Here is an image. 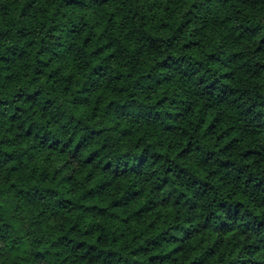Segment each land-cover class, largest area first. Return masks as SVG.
Returning <instances> with one entry per match:
<instances>
[{
  "label": "clouds",
  "instance_id": "1",
  "mask_svg": "<svg viewBox=\"0 0 264 264\" xmlns=\"http://www.w3.org/2000/svg\"><path fill=\"white\" fill-rule=\"evenodd\" d=\"M257 211L264 0H0V264H264Z\"/></svg>",
  "mask_w": 264,
  "mask_h": 264
},
{
  "label": "trees",
  "instance_id": "2",
  "mask_svg": "<svg viewBox=\"0 0 264 264\" xmlns=\"http://www.w3.org/2000/svg\"><path fill=\"white\" fill-rule=\"evenodd\" d=\"M21 12H22V10H21ZM100 31H101L100 28L96 29L97 34H99ZM83 40L86 41L87 40V36H84ZM70 71H71V66H69V69L64 72V75L67 76ZM121 71H123V70H121ZM99 94L100 93H97V95H99ZM113 95L114 94L111 93V92H109V93H107L105 95V99L101 103V108H103L104 104H106L110 99L113 98ZM93 103H95V98H93ZM83 111H84V108L81 107L79 112H78V114L80 112H83ZM211 119L212 118L209 117V119L205 122L202 131H207L208 128L212 127ZM221 135H222L221 133L216 132L215 133V139H219ZM230 143H231V140L228 137H224L223 140L220 143V148L219 149H215V150H227V151L230 152L231 149L228 148V145ZM49 151H52V149L48 148L45 151L41 152L40 155H38L36 157L35 163L37 165L43 167L45 165V163H46V157H47ZM245 151L248 153V155L245 157L246 162H254L256 150L255 149H246ZM62 159H63V157H61V159H57L56 154L55 153L53 154V160L55 161V166L56 167H58L60 165ZM221 159H222V162H223V164L225 166L230 163L226 159H223V158H221ZM98 178L99 177L94 178L92 184H95L96 183V179H98ZM120 182L122 184L127 183V181H125L123 178H120ZM90 187H91V185H90ZM241 197H243V193L237 192L229 200L221 201L220 204L218 205V207L220 208L221 211L219 213H217V215H220L221 213H223L226 217H228V220L226 222L231 223L232 222L231 221V217L232 216H237L238 217V215H239L238 207L244 205V203H245L244 199L241 198ZM65 199H69L70 200L71 197L67 196V197H65ZM181 203H183V201H181ZM98 206L101 207V208H104L107 205L106 204H100L99 198L96 197V198H92L90 200V202L85 205V208H95V207H98ZM137 210H139V209H137ZM156 210L161 213V217L162 218H163V216H165V215H167L169 213L174 214V212H175V209L171 205H169L168 207H158ZM80 211L81 210L78 209V210L75 211V213H73L70 208H66L64 210L65 215H73V214L74 215H79ZM113 211L116 212L117 214H121L122 215V213L120 212V209L118 207H115L113 209ZM258 216H259V211H257V213H255V214H253V220L257 221L256 223H252V221H249L247 224H245L246 233H245V235L241 236V240L242 241L247 239V232H252L253 233V239L254 240H255L256 235L258 234V232H264V220H259ZM91 219H92V216L89 213V215L85 219V223L90 222ZM236 222L238 223L239 219H237ZM107 223H108L109 226H113V225H119L120 221L116 220L113 216H109L107 218ZM249 224H251V227H249ZM129 225L135 229V228H137V221L136 220H131V221H129ZM143 228H144V225L140 224L139 225V229H143ZM234 231H235V229L227 230L225 232V236L226 237L231 236L234 233ZM216 242H217V236L215 234H213V237H212L213 246H215ZM207 246H208V241L205 240L204 241V247L206 248ZM247 246L251 247V245H247ZM152 249H153V251L148 256L149 261L152 259L153 255H155V256L161 255V248L160 247H157L155 244H153L152 245ZM169 251L175 252V248L173 247L171 249L165 250L163 254L167 255ZM253 252H254V257L258 256V255H261V254H264V246H261V245L257 244L255 246V248L253 249ZM238 253H239V249H237V252L234 255H238ZM225 259L227 260V257H225ZM141 264H143L142 261H141ZM157 264H159V262H157ZM254 264H261V262L256 261L254 259Z\"/></svg>",
  "mask_w": 264,
  "mask_h": 264
}]
</instances>
